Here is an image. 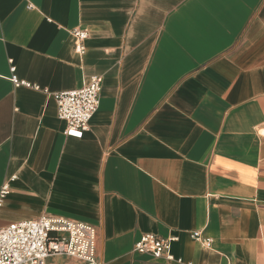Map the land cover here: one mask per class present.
Instances as JSON below:
<instances>
[{
	"label": "crops",
	"instance_id": "0c3cea01",
	"mask_svg": "<svg viewBox=\"0 0 264 264\" xmlns=\"http://www.w3.org/2000/svg\"><path fill=\"white\" fill-rule=\"evenodd\" d=\"M95 76L67 136L54 94ZM4 184L0 228L87 224L103 264H175L133 251L147 234L184 264H264V0H0Z\"/></svg>",
	"mask_w": 264,
	"mask_h": 264
},
{
	"label": "built area",
	"instance_id": "2783aa9c",
	"mask_svg": "<svg viewBox=\"0 0 264 264\" xmlns=\"http://www.w3.org/2000/svg\"><path fill=\"white\" fill-rule=\"evenodd\" d=\"M71 35L74 37L75 52L84 55L88 31L76 28ZM11 80L16 86L24 84L14 76ZM100 92L101 79L95 76L79 89L54 94L57 116L66 123L67 136L81 138L88 131L100 105ZM7 193L8 186L4 184L0 189V199ZM189 236L191 240L210 248L212 240L204 238L201 231H193ZM178 239L175 235H142L133 251L167 263L184 264L170 252L172 244ZM48 259H65V264H103L97 257L96 229L84 223L47 215L0 228V264H47Z\"/></svg>",
	"mask_w": 264,
	"mask_h": 264
},
{
	"label": "rangeland",
	"instance_id": "374dc122",
	"mask_svg": "<svg viewBox=\"0 0 264 264\" xmlns=\"http://www.w3.org/2000/svg\"><path fill=\"white\" fill-rule=\"evenodd\" d=\"M65 259H48L47 264H64Z\"/></svg>",
	"mask_w": 264,
	"mask_h": 264
}]
</instances>
